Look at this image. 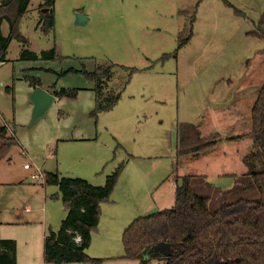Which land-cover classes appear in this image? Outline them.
Listing matches in <instances>:
<instances>
[{
  "label": "rangeland",
  "instance_id": "obj_1",
  "mask_svg": "<svg viewBox=\"0 0 264 264\" xmlns=\"http://www.w3.org/2000/svg\"><path fill=\"white\" fill-rule=\"evenodd\" d=\"M44 2L30 1L20 24L27 44L13 39L0 66V124L10 122L14 135L8 134L18 140L0 163V192L5 193L1 184L29 180L44 200L38 206L27 203L28 211L47 209L52 230L58 231L67 217L61 199L53 198L59 189L34 182L31 174L40 168L45 175L58 173L104 186L107 176L123 164L110 200L101 206V221L87 251L98 258L123 256V232L132 222L155 208L160 212L175 205L177 176L229 174L221 177L228 185L241 172L235 190L222 192L227 202L261 198L250 188L248 166L239 156L256 152L253 139L228 138L252 131V109L264 85V40L253 32L264 18V0H56L55 28L49 32L40 25ZM77 14L88 21L77 24ZM2 34L9 37L7 21ZM54 47L55 61L21 60L24 53L41 56ZM98 67L114 73L105 81L104 93L122 95L112 110L95 118L96 83L85 73ZM131 69L137 71L126 85ZM33 79L57 91L79 90L78 95L58 99L46 118L31 126ZM179 122L199 124L204 137L220 134L216 150L199 159L178 157ZM258 159L250 158V163L264 171ZM25 164L32 169L25 170ZM216 187L210 194L213 213L222 200ZM1 204L9 201L0 196ZM26 209L23 205V213ZM16 229L8 234L18 237L21 256L28 258L23 239L43 244V232L31 225L29 233ZM145 260L164 264V259L147 255Z\"/></svg>",
  "mask_w": 264,
  "mask_h": 264
},
{
  "label": "trees",
  "instance_id": "obj_2",
  "mask_svg": "<svg viewBox=\"0 0 264 264\" xmlns=\"http://www.w3.org/2000/svg\"><path fill=\"white\" fill-rule=\"evenodd\" d=\"M31 0H2L0 4V62L7 61L9 44L13 39L27 44L20 32V24ZM56 0H45L41 5L45 32L55 28ZM7 21L10 26L9 37L2 34V25ZM264 40V18L253 32ZM184 43H180L182 48ZM57 49L41 56L24 53L23 61H55ZM131 69L126 85L136 72ZM95 81V118L103 112L112 110L119 102L122 93H104V83L114 75L112 70L98 67L92 73H85ZM31 86H42L37 79ZM79 90L62 89L55 95L59 98L77 97ZM246 138L254 141L256 152L245 156L251 178L250 188L256 189L259 200H240L229 204L221 200V208L213 213L209 197L195 193L191 186L192 177L186 176L177 187L175 205L171 209L140 217L132 222L123 233L125 260H145V253L160 243H169L172 255L164 264H264V171L250 163V158L258 159L264 165V85L258 93L252 109V131L249 134L232 136L230 142ZM222 136L218 133L204 137L199 127L188 122L177 124V156L192 155L199 157L213 151ZM17 138L10 136L6 127H0V163L8 157ZM264 169V168H263ZM123 171V164L107 177L104 186H95L80 178L62 177L60 174H46V184L60 188V198L68 210L67 217L58 231L50 230L44 239V260L46 264L94 263L101 264L108 259H93L87 254L92 243L93 233L101 221V206L108 202ZM82 242L77 244L75 238ZM153 258H161L156 255ZM0 264H17V242L0 237Z\"/></svg>",
  "mask_w": 264,
  "mask_h": 264
},
{
  "label": "crops",
  "instance_id": "obj_3",
  "mask_svg": "<svg viewBox=\"0 0 264 264\" xmlns=\"http://www.w3.org/2000/svg\"><path fill=\"white\" fill-rule=\"evenodd\" d=\"M5 62H0V66H2ZM42 86L54 94L57 92V90H54L53 88H51L52 86L49 83L44 84L42 82ZM34 88L35 87L30 86V90H33ZM93 91L95 92V89ZM57 98L62 99L59 97H57ZM58 99H57V101H58ZM95 100H96V92H95L94 101ZM188 123L195 124L194 122H188ZM195 125L198 126L199 124H195ZM0 126H4V127L8 128L7 130H9L13 134V131L11 130L10 122H6V121L2 122L0 124ZM176 137H177V126H176ZM217 147H218V145L216 146V148ZM216 148L209 153H205V154L200 155L199 157H193L192 155H186V156H191L193 159H196V158L199 159L202 156H206L208 154H211L212 152H214L216 150ZM176 153H177V143H176ZM244 154L241 155L239 153L240 158L244 159V157H245ZM188 163L189 164L193 163V160L189 161ZM177 168H178V165H177ZM115 169L113 170V172L115 171ZM25 170H27V169H25ZM27 171H30V170H27ZM239 173H240V175H237V176L240 178V176H242L243 173H241V172H239ZM46 174H48V173H46ZM228 175L229 174H223V173L212 175V174L207 173L205 171H200V172H196V173L192 172V174H191V172H189V174H186V175L184 174L180 177L177 176V178L183 179L186 176L193 177L192 181H191V185L193 183L194 188L196 189L194 191L198 192L199 194L201 193V195H206L211 200L210 194H212L214 192L215 185L217 186L216 188L220 189V191H221V192H219L221 194V199L226 198L224 196V194L222 193L223 190H227V191H232V190L234 191L235 190V188L237 187L236 181L238 180V177L236 175H234L233 181L228 185H226L223 181H221L222 180L221 177L228 176ZM31 176H32V174H31ZM61 176L62 177H68V176H63V175H61ZM68 178H75V177H68ZM175 178H176V176H175ZM179 179H177V182L175 183L176 186H174V189H173L174 196L176 193V188L182 184L179 182ZM91 184H93V183H91ZM49 186H51V185H49ZM55 187L57 189H59V192H60V188L58 186H55ZM1 188H3L5 190V193H4V191L0 192L1 193L0 196L4 197L5 200L9 201V204L7 206H5L4 204H1V207H0V213H2L4 215L2 220H0V237L2 239L15 240L17 242V264H27V263L28 264H46L45 260H44V242H43V244H41V243L38 244L37 242L33 244L29 239H23V244L25 245V252L29 255L28 258H25V256L24 257L21 256V250L20 249H21L22 245L19 244L18 237L16 235H9L8 234V231L10 230V228H13V230H16V231H17L16 228L24 229L22 232L27 231L29 233L28 229H29V226L31 225V226H36L39 234H40V232H43V241H44L45 236L49 233L47 231V229L49 228L50 230H52V229L54 230V228H52V226L49 222V221H52L51 220L52 216H51V214H49L48 211H46L47 209H45L44 213H41L40 208H33L32 209L33 211H28L31 208L27 203H30L34 206H38L41 203V200L42 199L44 200V198L41 196V192L38 190L40 188L37 187L36 185L34 186L33 184H31L29 182V180L26 182H23V181L20 182L19 180H15V179H14V182L11 184H9V183L1 184ZM59 192L53 196V198L55 200L60 199V198H57L60 194ZM208 193H209V195H207ZM18 203H19V206L17 207ZM44 203H46V204L48 203L47 195H46ZM23 205H27V209H26L27 213H23V211H22ZM151 211L152 212H148L149 214L143 215L141 217L157 213V212H159V209L155 208ZM28 213H34V215H28ZM65 214H68V210L66 208H65ZM10 226H14V227H10ZM16 226H18V227H16ZM94 235H95V233H93V236ZM93 236H92V240H93ZM109 240L110 239L107 238L106 242L104 244L105 250H108V252L112 249L111 242L108 243ZM91 245H92V243H91ZM123 256H120V255L119 256H113L112 254H108L104 258H98L95 256V254L89 255V257L93 258V259H108L107 261H105L101 264H142L140 261L125 260L122 258ZM26 259H29V260H26ZM164 263H165V259H164ZM72 264H94V263H72ZM160 264H162V262Z\"/></svg>",
  "mask_w": 264,
  "mask_h": 264
},
{
  "label": "water",
  "instance_id": "obj_4",
  "mask_svg": "<svg viewBox=\"0 0 264 264\" xmlns=\"http://www.w3.org/2000/svg\"><path fill=\"white\" fill-rule=\"evenodd\" d=\"M88 21V17L83 14H77V24H83ZM57 96L43 86H36L29 93V102L32 105L31 126L45 119L50 109L57 101ZM147 257L153 258L160 255L161 259H167L172 255V248L169 243H160L152 247L145 253ZM160 264V263H158Z\"/></svg>",
  "mask_w": 264,
  "mask_h": 264
},
{
  "label": "built area",
  "instance_id": "obj_5",
  "mask_svg": "<svg viewBox=\"0 0 264 264\" xmlns=\"http://www.w3.org/2000/svg\"><path fill=\"white\" fill-rule=\"evenodd\" d=\"M25 169L31 170L32 166L30 164H25ZM31 179L34 180V182L39 183V184H44L46 183V175L41 172L40 168L36 169V171L33 172ZM75 241L77 244H80L82 242V239L80 236H77L75 238Z\"/></svg>",
  "mask_w": 264,
  "mask_h": 264
}]
</instances>
